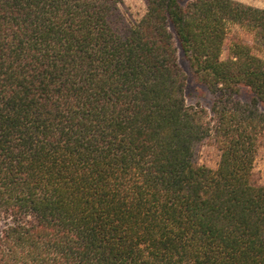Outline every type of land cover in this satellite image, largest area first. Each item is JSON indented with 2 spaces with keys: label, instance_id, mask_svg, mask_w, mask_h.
Returning a JSON list of instances; mask_svg holds the SVG:
<instances>
[{
  "label": "trees",
  "instance_id": "1",
  "mask_svg": "<svg viewBox=\"0 0 264 264\" xmlns=\"http://www.w3.org/2000/svg\"><path fill=\"white\" fill-rule=\"evenodd\" d=\"M121 2L0 0V264H264V6Z\"/></svg>",
  "mask_w": 264,
  "mask_h": 264
},
{
  "label": "rangeland",
  "instance_id": "2",
  "mask_svg": "<svg viewBox=\"0 0 264 264\" xmlns=\"http://www.w3.org/2000/svg\"><path fill=\"white\" fill-rule=\"evenodd\" d=\"M247 4H251L256 7H263L264 0H238ZM120 11L124 15L125 19L129 23L140 19L146 12L147 6L145 0H122L120 3ZM240 35L242 37H248V33L242 27L232 24L229 27L228 39L224 47L222 54L223 58H227L229 55L230 41L233 35ZM180 64L187 76L186 85V99L189 104L200 103L204 106L210 107L213 95L202 84H200L189 69L187 60L184 58L182 50L178 51ZM251 96V92L247 87L243 88L241 98L246 100ZM197 160L201 165H205L211 168H216L220 160V151L213 145L202 144L197 152ZM254 178L258 184L264 185V147H261L257 153L254 161ZM5 221L0 219V235Z\"/></svg>",
  "mask_w": 264,
  "mask_h": 264
}]
</instances>
